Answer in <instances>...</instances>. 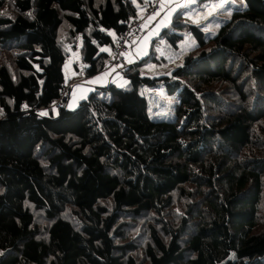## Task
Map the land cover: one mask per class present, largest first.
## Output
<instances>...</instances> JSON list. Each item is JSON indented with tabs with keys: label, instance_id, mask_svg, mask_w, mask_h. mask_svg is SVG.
<instances>
[{
	"label": "trees",
	"instance_id": "trees-1",
	"mask_svg": "<svg viewBox=\"0 0 264 264\" xmlns=\"http://www.w3.org/2000/svg\"><path fill=\"white\" fill-rule=\"evenodd\" d=\"M151 1L0 0V264H264V0L217 31L177 8L125 86L53 107L70 49L103 72ZM161 84L167 120L141 93Z\"/></svg>",
	"mask_w": 264,
	"mask_h": 264
},
{
	"label": "rangeland",
	"instance_id": "rangeland-1",
	"mask_svg": "<svg viewBox=\"0 0 264 264\" xmlns=\"http://www.w3.org/2000/svg\"><path fill=\"white\" fill-rule=\"evenodd\" d=\"M163 2L167 5V7H169L168 2H166L164 0H163ZM241 4L244 5L243 0H183V2L181 4L176 5V7L173 9V11H175L177 8L184 6V9H185L184 16H185V19L187 22L192 23V24L199 23V24L204 25L205 29H212L213 31H217L218 26L216 25L213 18H215L216 16H220L222 14L223 15L228 14L232 7H234L235 5H241ZM165 9L166 8L162 6L161 11L165 10ZM167 11H169V10H167ZM144 13L145 12L141 11L140 17H143ZM160 14L161 13L155 14V16L159 17ZM211 19H213V20H211ZM149 22L150 21L148 20V24H150ZM189 39H190V43L186 47H189L192 43V36L191 35L189 36ZM160 41H161L160 44L157 43V45H155L156 51L160 50L161 43H163V39ZM183 48H181V50ZM73 51H75V50H73ZM132 53H134V51H131V54ZM166 53H168V54H166ZM178 53H180V52H178ZM164 55L171 57V55H176V52L172 53L170 51H168V52L165 51ZM144 56H141L140 54L135 55L134 62L141 60ZM173 60L176 62L172 63V62L168 61L170 64L169 66H174V65L180 64L181 60H182V56L179 60L177 58H175ZM109 64H110V62H109ZM159 64L160 63H157L155 61H150L148 63H145L142 66V69L144 72H147L149 75L158 74V73L162 74V72L164 74V71H166L165 70L166 68L159 65ZM82 69L83 68H81L80 70H82ZM169 73H172V71H170ZM124 79H126V78L124 77ZM112 82L115 83L117 86L122 87V86H125L127 84L128 80L126 83H124V81L123 82L112 81ZM108 83H110V75H108V77H102L100 81H96L95 83H91V84L94 85L93 89H96L97 87L105 86ZM85 84L91 85L89 83H85ZM80 86L82 87V86H84V84H80ZM92 91H94V90H92ZM141 93L144 96H146L148 99V103H149L148 112L152 118H159V119H166L167 120V119H171L173 117V114H174L173 105L175 104L177 99L175 96L169 95L166 92L165 85L161 84L159 87L143 86L141 88ZM73 97L74 96L71 95V97L69 98V101L67 102V107H69V109H73L76 107V106L72 105V98Z\"/></svg>",
	"mask_w": 264,
	"mask_h": 264
},
{
	"label": "crops",
	"instance_id": "crops-1",
	"mask_svg": "<svg viewBox=\"0 0 264 264\" xmlns=\"http://www.w3.org/2000/svg\"><path fill=\"white\" fill-rule=\"evenodd\" d=\"M168 2L169 7L163 2L162 6L165 7V10L158 12L156 14H160L159 17H156L155 14L149 17V23L145 31L142 35H139L136 39H134L130 44V51H129V63L134 62L135 55L140 54L144 56L148 54L150 49V44L152 39L157 36L164 27L169 25L172 19V15L174 13L173 9L176 5H179L183 2V0H164ZM169 10V11H167ZM152 21V22H151ZM81 41L78 42L77 48H71V56L65 63V77L66 83L70 85V97L73 95L72 98V105L77 106L78 103L84 99L94 88V85L91 83H95L96 81H100L102 77H108L110 75V82H123L126 83L127 79H124V75L122 72L116 68L114 65H108V67L97 75L93 76H86L80 73V69L83 68L81 62ZM75 50V51H73ZM105 50L110 52V48L106 47ZM131 51L134 53L131 54ZM133 58V59H132ZM123 75V76H122ZM85 83H89L91 85H87ZM80 84H84V86H80ZM69 97V98H70ZM69 101V100H68Z\"/></svg>",
	"mask_w": 264,
	"mask_h": 264
},
{
	"label": "built area",
	"instance_id": "built-area-1",
	"mask_svg": "<svg viewBox=\"0 0 264 264\" xmlns=\"http://www.w3.org/2000/svg\"><path fill=\"white\" fill-rule=\"evenodd\" d=\"M162 9V0H152L145 11V15L142 18L132 20L127 29L120 34H116L114 40V46L112 49V58L110 64L116 68H121L125 64L129 63V51L131 42L139 35H142L148 25V18L160 12ZM83 74L84 70H80ZM70 96V85L65 83L61 92L60 98L54 104V108L58 109L65 104Z\"/></svg>",
	"mask_w": 264,
	"mask_h": 264
},
{
	"label": "snow or ice",
	"instance_id": "snow-or-ice-1",
	"mask_svg": "<svg viewBox=\"0 0 264 264\" xmlns=\"http://www.w3.org/2000/svg\"><path fill=\"white\" fill-rule=\"evenodd\" d=\"M43 115H46V113H42Z\"/></svg>",
	"mask_w": 264,
	"mask_h": 264
}]
</instances>
